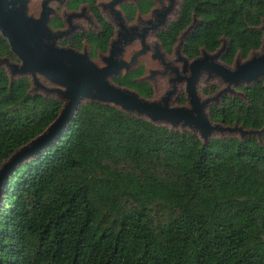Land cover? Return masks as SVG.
<instances>
[{"label": "trees", "instance_id": "obj_1", "mask_svg": "<svg viewBox=\"0 0 264 264\" xmlns=\"http://www.w3.org/2000/svg\"><path fill=\"white\" fill-rule=\"evenodd\" d=\"M191 12L200 22L185 37L188 49L212 50L224 34L229 61L258 45L264 0H182L158 34L166 51ZM100 21L99 32L77 34L70 46L83 39L104 49L111 27ZM0 56L14 59L1 36ZM130 76L113 81L125 85ZM28 87L0 68V162L61 105ZM134 90L150 96L147 83ZM242 90L245 102L223 96L209 119L261 129V145L252 137L201 143L97 102L81 105L57 141L4 182L0 264H264V98L259 84Z\"/></svg>", "mask_w": 264, "mask_h": 264}, {"label": "water", "instance_id": "obj_2", "mask_svg": "<svg viewBox=\"0 0 264 264\" xmlns=\"http://www.w3.org/2000/svg\"><path fill=\"white\" fill-rule=\"evenodd\" d=\"M27 2L28 0H0V36L6 40L9 51L19 62L10 65L11 75L8 79L11 81L28 75L34 89L44 92L40 95H53L52 98L59 100L61 105L54 119L39 134L15 148L0 162V204L2 186L12 170L24 159L57 141L78 108L87 102L108 104L128 115L169 130L177 131L180 128L179 132H183L188 129L198 136L201 143L222 132L229 135L226 138L234 137L236 133L239 135L237 139L252 134L261 138V129L246 130L235 122L224 126L220 122H211L207 109L210 105L218 104L221 96H241L240 92L232 89L233 86H250L264 76V36L259 51H251V55L244 61L236 57L231 68L218 61L220 49L212 54L203 53L194 58L188 68H182V73L187 71V75H179L176 68H173L175 75L168 79V82H184L185 103L172 105L174 87L166 89L159 99L154 100L142 97L112 81L121 69L126 70L128 67V63L122 59L123 47L129 44L133 37L141 38L142 45V37L147 29L146 26L138 29L124 25L114 10V5L119 0L106 3L117 19L119 29L115 39L109 43L107 54L101 57V65L89 59L85 51L57 45V39L64 37L67 31H52L47 26L48 14L51 11L46 5L47 0L41 1L37 18L26 15ZM193 28L188 30L185 37ZM257 29L259 30L258 27ZM203 72L206 73L205 81L216 79L222 87L213 96L201 99L196 86ZM12 74H16V77L13 78ZM36 75L49 81L51 86L39 83ZM27 93L31 92L27 89Z\"/></svg>", "mask_w": 264, "mask_h": 264}, {"label": "rangeland", "instance_id": "obj_3", "mask_svg": "<svg viewBox=\"0 0 264 264\" xmlns=\"http://www.w3.org/2000/svg\"><path fill=\"white\" fill-rule=\"evenodd\" d=\"M41 1L42 0H28L25 5L26 15L29 16L30 14L33 17L37 18L40 12L39 5ZM109 1L111 0H51L49 4L51 10V14L48 21V25L50 27L49 29L57 32L70 31L71 29L69 24H73V33H96L102 29V22L100 21L101 19L103 22L110 25L111 35L109 37V40L112 41L113 39H115L116 32L119 29V26L117 24V19L113 21L112 18L109 16L107 8H102V5H106V3H108ZM181 4L182 0H150V4L143 8L138 6L137 0H119V2L114 5V10L118 13L117 17L122 20L126 27L135 26L138 29L143 26L147 27L146 31H144L145 34L142 37V45L140 44L141 38L133 37L132 41L123 47L122 59L123 61L128 63V67L126 70L121 69V72L118 74V76H125L131 72H133V76H130V81L125 85L116 83L117 85L130 90H134V87L139 86L143 83H147L150 87V96H148L147 98L154 100L159 99V97L164 94V91L166 89L174 87L175 91L173 96L171 97V103L172 105H183L185 103L184 82H168V79L173 78L175 75L173 68H176V73L181 75L180 73H182V68L186 69L188 64L194 58L201 56L203 53L212 54L215 51L217 52L219 49L221 51L219 52L220 55L218 59L221 63L225 62L222 60L225 54L224 46L226 45L227 41V38L224 34H221L219 36L217 40V45L212 50H205L203 46H199L195 49H188L186 47V33L188 32V30H190L192 27H194L197 23L200 22V18L197 17L193 12L190 13L188 23L177 32L175 40L171 44L170 49L166 51L162 47L158 39V34L162 32L166 28V26H168L173 20L178 17L181 9ZM257 27L260 30L261 37H263L264 21L261 20ZM65 41L61 38L57 39V44L59 46H64L66 45L63 44ZM109 43L106 47H109ZM76 49L80 51L87 50L90 59L95 64H102V54H100L99 51L102 52L103 49L92 48L87 42L83 41ZM142 50L145 51L142 52ZM139 51L141 52L138 53ZM13 57L14 59H10L7 56H0V68L5 71L7 77L11 75L10 65L19 63L14 55ZM159 60H161L162 62L165 61L169 65L167 72L162 76L157 74L159 68L162 67V64L159 62ZM163 64L165 65L166 63ZM36 76L39 83L45 86H51L49 81L38 75ZM12 77L15 78L16 74H12ZM25 77L27 78L29 83V92L39 94L44 93L39 89H34V85L30 81V77L28 75H26ZM260 81H262L263 83L264 78H261ZM219 87L220 86L218 85L216 79L205 81V78L202 76L198 81L196 90L200 98L203 99L205 97L213 96L217 92ZM234 90L238 91L236 87H234ZM180 94L183 97V101L177 102L176 99ZM51 97L54 96L51 95ZM104 105L115 108L108 104ZM207 110L209 112V109ZM135 118L142 119L139 117ZM214 123L219 122L217 121ZM236 124L241 125L238 123ZM222 125L224 126V124ZM242 128L246 130L250 129V127L245 126H242ZM180 130V128L177 129V131ZM184 131L191 133L190 131H188V129H184ZM237 135L238 134L236 133L234 138H239V135ZM228 136L229 135H227L226 132L217 133L211 136L206 141ZM246 137L254 138L257 144L259 145L263 144L262 139H259L257 134H252L249 136L245 135V138Z\"/></svg>", "mask_w": 264, "mask_h": 264}, {"label": "flooded vegetation", "instance_id": "obj_4", "mask_svg": "<svg viewBox=\"0 0 264 264\" xmlns=\"http://www.w3.org/2000/svg\"><path fill=\"white\" fill-rule=\"evenodd\" d=\"M50 1L51 0H47V7L50 9V7H49V4H50ZM150 1V0H149ZM40 4H41V2H40ZM39 7H40V5H39ZM102 8H107V10H108V13H109V16L112 18V20L114 21V20H116V18H114V15H113V13H112V11H111V9L109 8V6L106 4V5H102ZM50 14H51V11H50V13L48 14V20H47V26L49 27V25H48V21H49V17H50ZM261 20H263L264 21V19L263 18H261L260 19V21ZM69 26H70V31H67L66 32V34H65V36L64 37H62L61 39H64V43L63 44H66V45H64L63 47H70V48H72V49H75V50H77V51H80V50H78V49H76L77 47H72V46H70V44L68 43V40L71 38V37H74V36H76L77 34L76 33H73L74 32V25L73 24H69ZM258 26V25H257ZM257 26H255L254 28L257 30V31H259V33H260V30H258L257 29ZM50 28V27H49ZM99 32V31H98ZM97 33V32H96ZM262 38L263 37H261V34H260V37H259V39H258V45L256 46V47H252V48H249L248 50H246L245 51V53L244 54H242L241 53V51L240 50H235L234 51V53H233V55H232V57H231V59L229 60V61H225L224 63H221L220 61H219V59H218V61L221 63V64H224V65H226L227 67H232L233 66V64H234V60L236 59V57H239V59H240V61H244L245 59H247L250 55H251V51H259L260 50V46L262 45ZM60 39V38H59ZM82 41L83 42H85V40H81V42L80 43H82ZM110 42V40H109V38H108V40H107V42H106V45H105V48L103 49V51L101 52V51H99L100 52V54H102V56H104V55H106L107 54V52H108V47H106L107 46V44ZM161 44V43H160ZM58 45V44H57ZM59 46V45H58ZM229 47H230V45H228V39H227V41H226V45H225V51L224 52H227L228 50H229ZM99 47H96L95 49H98ZM99 49H102V48H99ZM205 49V48H204ZM206 50V49H205ZM86 53H87V55H88V57H89V59H90V56H89V53L87 52V50L85 51ZM102 61V60H101ZM159 62L162 64V67L161 68H159V71H157V74H159V75H164L166 72H167V69H168V67H169V65L167 64V62H162L161 60H159ZM163 63H166L165 65L163 64ZM171 68V67H170ZM187 68H188V66H187ZM181 75L182 74H184V73H180ZM188 74V72H185V74L184 75H187ZM202 76L205 78L206 77V73L205 72H203V74H202ZM201 76V77H202ZM117 77V76H116ZM200 77V78H201ZM115 78V77H114ZM261 78H264V76H262V77H260L259 78V80L256 82V83H252V84H259V86H260V88L262 89V97L264 98V82L262 83V81H260V79ZM112 81H113V78H112ZM114 82V81H113ZM115 83V82H114ZM251 84V85H252ZM220 87H222V84H218ZM250 85V86H251ZM250 86H243V85H236V86H233V90H234V87H236V89L238 90L237 92H240L241 93V96H231V95H227V97H231V98H240L242 101H246L245 100V94H244V90H242V88H248V87H250ZM219 87V88H220ZM218 88V89H219ZM133 91H135V92H137L136 90H133ZM235 91V90H234ZM138 93V92H137ZM139 94V93H138ZM140 95V94H139ZM141 96V95H140ZM142 97H144V96H142ZM223 97V96H222ZM221 97V98H222ZM145 98H147V97H145ZM221 98H219V100H218V104H216V105H210L209 107H211V106H219V104H220V99ZM209 109V108H208ZM208 115H209V113H208ZM221 123V122H220ZM222 124V123H221Z\"/></svg>", "mask_w": 264, "mask_h": 264}]
</instances>
